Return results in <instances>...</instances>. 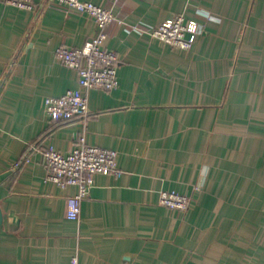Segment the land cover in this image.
<instances>
[{
    "label": "crops",
    "instance_id": "1",
    "mask_svg": "<svg viewBox=\"0 0 264 264\" xmlns=\"http://www.w3.org/2000/svg\"><path fill=\"white\" fill-rule=\"evenodd\" d=\"M87 1L122 21L103 44L118 87L90 90L70 121L44 113L78 87L55 50L81 47L95 21L0 1V264H264V0ZM176 15L203 24L189 50L129 29ZM79 135L117 151L121 174L94 175L72 221L76 187L45 181L42 151L69 153ZM165 190L189 210L161 205Z\"/></svg>",
    "mask_w": 264,
    "mask_h": 264
},
{
    "label": "built area",
    "instance_id": "2",
    "mask_svg": "<svg viewBox=\"0 0 264 264\" xmlns=\"http://www.w3.org/2000/svg\"><path fill=\"white\" fill-rule=\"evenodd\" d=\"M18 9L35 11L37 0H0ZM45 5L54 6L70 13H79L93 19L96 23V34L81 47H70L60 44L55 50V58L62 65L76 71L78 87L70 88L56 97L44 99L45 115L55 121H70L85 118L88 114V92L92 89L112 91L118 87L117 55L104 47L107 29L112 24L122 25V21L111 9L87 0H42ZM209 20L210 15L206 14ZM130 31L147 34L165 44L189 50L196 38L204 32L200 19L185 20L176 15L162 21L156 26L134 24ZM34 145L29 150H34ZM118 153L114 149L101 148L87 143L84 135H79L73 149L62 154L53 146L42 151L45 169V181L59 187L75 186V194L66 200L65 216L68 220L77 221L80 216L81 202L88 196L93 186V177L97 174L120 175L117 161ZM29 161L28 155L21 157L15 164L21 167ZM160 204L168 209L181 213L189 210L191 198L172 190L159 193ZM69 264H78L72 256Z\"/></svg>",
    "mask_w": 264,
    "mask_h": 264
},
{
    "label": "water",
    "instance_id": "3",
    "mask_svg": "<svg viewBox=\"0 0 264 264\" xmlns=\"http://www.w3.org/2000/svg\"><path fill=\"white\" fill-rule=\"evenodd\" d=\"M1 223H2V215H1V211H0V227H1Z\"/></svg>",
    "mask_w": 264,
    "mask_h": 264
}]
</instances>
